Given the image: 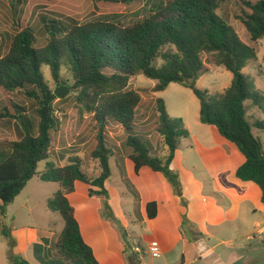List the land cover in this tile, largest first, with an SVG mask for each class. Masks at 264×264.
<instances>
[{
	"label": "trees",
	"instance_id": "trees-1",
	"mask_svg": "<svg viewBox=\"0 0 264 264\" xmlns=\"http://www.w3.org/2000/svg\"><path fill=\"white\" fill-rule=\"evenodd\" d=\"M104 6H116L121 0H97ZM226 0H168L154 4L152 13L143 20L123 26L107 20L84 24L71 20L68 24L47 25L50 40L36 47L32 29L25 28L10 39L7 53L0 57V90L8 94L22 92L36 104L37 123L27 115L25 107L15 111L5 108L0 120L15 119L21 126L20 140L0 147V233L8 241L10 264H31L14 253L15 241L3 218L8 207L36 176L44 182L59 183L61 189L47 200L52 212L64 220L54 249L47 239L33 245L40 264H100L93 249L84 241L75 210L68 195L75 191L77 181L89 186L91 196L109 199L106 182L112 175L111 157L116 150L108 145L105 131L113 122L127 133L125 145L137 173L142 168L163 173L177 193L181 194L179 175L171 163L182 140L190 132L181 118H171L161 98L156 99V132L160 135L164 154L156 153L151 141L137 133V111L140 93L130 88L138 75L157 81L153 92H163L172 83L189 88L200 100L199 120L212 126L226 140L235 144L245 157L237 171L242 181H252L262 190L264 203V143L254 128L264 130V120L253 121L247 116L246 103L259 107L264 97L256 90L254 80L244 69L256 60V48L244 43L235 29L217 13ZM249 11L239 19L252 42L264 38V0L244 2ZM211 55L219 67L233 75L223 92L211 94L200 89L204 75L203 55ZM49 67L57 83L64 84L65 69L78 91L76 101L93 114L99 125L97 146L92 157L98 161L100 174L91 178L83 170L79 156L57 166L50 161L52 131L58 126V99L49 87L43 71ZM264 109V107H262ZM142 126H144L142 124ZM46 163L43 171L39 164ZM106 208H110L105 203ZM150 217L156 215V203L148 205Z\"/></svg>",
	"mask_w": 264,
	"mask_h": 264
},
{
	"label": "crops",
	"instance_id": "crops-1",
	"mask_svg": "<svg viewBox=\"0 0 264 264\" xmlns=\"http://www.w3.org/2000/svg\"><path fill=\"white\" fill-rule=\"evenodd\" d=\"M189 132L170 167L179 175L181 194L161 172L145 167L137 173L130 152L116 151L111 157L107 202L91 196L87 184L76 182L68 198L83 239L100 264H264L263 193L256 183L237 177L245 157L212 126L201 124ZM153 137L148 136L151 141ZM47 184L54 187V195L61 189L59 183ZM151 203H156L154 218ZM9 218L14 253L31 264H40L33 245L47 239L54 249L65 225L59 213L32 208L6 212L7 227ZM154 241L161 248L158 258L148 252ZM136 247L145 251L144 260ZM8 252L0 233V264H10Z\"/></svg>",
	"mask_w": 264,
	"mask_h": 264
},
{
	"label": "rangeland",
	"instance_id": "rangeland-1",
	"mask_svg": "<svg viewBox=\"0 0 264 264\" xmlns=\"http://www.w3.org/2000/svg\"><path fill=\"white\" fill-rule=\"evenodd\" d=\"M168 0H121L116 6H104L97 0H0V57L4 56L10 46L12 36L25 28H30L36 37V47H44L50 40L47 25L53 22L68 24L71 20L81 24L94 20H107L123 26L131 25L143 20L152 13L154 4L167 2ZM256 3L259 0H226L217 9V13L232 26L240 39L256 48L257 59L249 63L244 72L253 80L256 90L264 97V38L252 42L250 34L239 19L249 9L244 2ZM204 75L197 86L207 89L211 94L223 92L232 81V73L224 67H219L211 55L204 54ZM45 79L53 92L59 88L68 90L62 98H67L56 105V116L59 119L58 126L52 131L53 144L50 161L57 166H62L70 161L71 157L79 156L83 163V170L91 178L100 174L97 160L92 157V152L97 146L99 125L93 114L87 113L81 105H78L76 97L78 91L73 88V80L68 72L62 70L64 84L57 83L52 77L49 67L43 68ZM157 81L138 75L130 82V88L138 91L142 101L137 111L136 129L140 135L152 134V145L156 153H163V145L160 135L156 132L157 104L156 99L161 98L165 102L166 109L171 118H181L189 131L196 132L202 124L199 120L200 100L189 88L172 83L163 92H153ZM60 99V98H58ZM15 105L25 107L28 117L37 123L36 107L33 99L24 93L8 94L0 90V112L5 108L15 111ZM264 107V101L261 104ZM254 102L246 103L247 116L253 121L264 120V109ZM142 124L144 126H142ZM255 135L261 137L264 142V130L254 128ZM109 147L119 152H130L125 145L127 133L121 126L111 122L105 131ZM21 126L15 119L0 120V147H6L14 141L22 138ZM159 136V137H158ZM158 138V139H157ZM45 162L39 164V170L43 171ZM114 168V167H113ZM50 182H44L39 176L34 177L15 199L7 212H52L46 203V199L54 196V187H49ZM57 187L60 184H56ZM8 228H13L9 218ZM8 242V241H7ZM151 256V255H150ZM34 261V258H32ZM38 264V263H34Z\"/></svg>",
	"mask_w": 264,
	"mask_h": 264
},
{
	"label": "built area",
	"instance_id": "built-area-1",
	"mask_svg": "<svg viewBox=\"0 0 264 264\" xmlns=\"http://www.w3.org/2000/svg\"><path fill=\"white\" fill-rule=\"evenodd\" d=\"M135 251L139 256V259L144 260L145 251L141 247H136ZM148 252L153 258H158L159 256H161V248L159 243L155 241L151 242L148 246Z\"/></svg>",
	"mask_w": 264,
	"mask_h": 264
},
{
	"label": "water",
	"instance_id": "water-1",
	"mask_svg": "<svg viewBox=\"0 0 264 264\" xmlns=\"http://www.w3.org/2000/svg\"><path fill=\"white\" fill-rule=\"evenodd\" d=\"M67 92H68L67 89H65V88H59V89H57V90L54 92V94H55L58 98L62 99V98L66 95Z\"/></svg>",
	"mask_w": 264,
	"mask_h": 264
}]
</instances>
